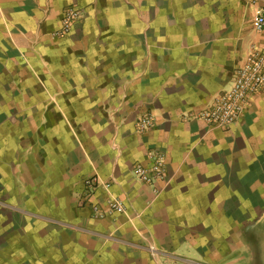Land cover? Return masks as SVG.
Returning a JSON list of instances; mask_svg holds the SVG:
<instances>
[{
    "label": "crops",
    "instance_id": "1",
    "mask_svg": "<svg viewBox=\"0 0 264 264\" xmlns=\"http://www.w3.org/2000/svg\"><path fill=\"white\" fill-rule=\"evenodd\" d=\"M263 41L250 0H0V264H264V93L193 116Z\"/></svg>",
    "mask_w": 264,
    "mask_h": 264
},
{
    "label": "built area",
    "instance_id": "2",
    "mask_svg": "<svg viewBox=\"0 0 264 264\" xmlns=\"http://www.w3.org/2000/svg\"><path fill=\"white\" fill-rule=\"evenodd\" d=\"M252 5V27L256 33L264 31V0H250ZM80 19L79 11L74 7H67L61 16V25L57 33H67L73 24ZM264 93V41L251 43L246 58L234 72L231 85L211 104L193 114L194 117L208 125L226 128L237 122L245 112L253 96ZM152 117L148 114L142 116L138 128L143 131L152 126ZM166 170L165 159L162 152L151 154L148 166L134 164L133 176L144 184L154 187V184L164 177ZM108 205L113 211H123L122 203L109 198ZM153 250L152 247H150Z\"/></svg>",
    "mask_w": 264,
    "mask_h": 264
}]
</instances>
